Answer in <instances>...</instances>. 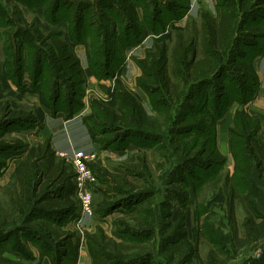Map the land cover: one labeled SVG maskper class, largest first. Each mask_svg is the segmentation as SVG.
<instances>
[{"label": "trees", "instance_id": "trees-1", "mask_svg": "<svg viewBox=\"0 0 264 264\" xmlns=\"http://www.w3.org/2000/svg\"><path fill=\"white\" fill-rule=\"evenodd\" d=\"M17 1L30 8L39 1L36 7L46 12V8H41V6L48 0ZM161 1H163L161 10L158 9L156 4L144 5L141 6V9L146 10L147 14H154V16L157 14L156 12L159 14L164 13L165 9L167 12L174 14L171 20L181 18L185 12H188V4L179 3L177 0ZM59 2L60 0H53L50 10L52 23L57 22L58 10L62 11ZM214 7V15L206 10L200 11L198 29L185 35L179 32L171 48L166 41L153 43L151 50L145 54L143 59L138 61L142 74L137 82L138 86L149 94L152 107L156 109H158L157 106L162 107L157 110L158 112H162L163 108H167V102L164 99V97H167L170 106H178L180 109L184 108L190 111L186 112L185 116H190L194 111L195 114L202 113L201 116L194 118L187 128L176 129L181 136L186 135L187 132L195 131L193 136L181 141L182 145L185 143L181 148L182 150L180 149L182 153L189 150L193 142L199 145L197 151L193 148L195 151L187 156L180 155L181 162L184 165L189 164L188 162L195 163V159L200 158H192L193 156L190 157V155L197 154L203 156V158L198 160L195 166L204 168L205 176L212 169L210 171L212 174H209L205 179L197 178L191 173L188 174L191 179V182H188L191 191L202 188L208 180L215 179L213 181L214 187L222 182L218 190L224 195L227 221L232 226H230V234L224 237L231 245L232 250L235 251L253 241L264 238V215L261 213L255 217H245L242 223L244 231L242 236L238 235L234 226V202L237 198H241L243 203H248L249 191L255 187L254 170L258 172L259 179L264 180V128L261 126L259 119L252 117L245 109V105L254 99L259 87L254 60L264 54V0H214ZM128 9L135 22L133 3L128 6ZM4 15L5 12L0 9V39H3L4 43L3 67L6 75L14 79L16 83L13 82V84L18 89H24L25 81H29L31 87L33 84L38 85V87L42 85L44 93L42 91H39V93H42V96L44 95V102L48 103L49 106L47 107H49L51 113L62 112L66 118H71L78 110L76 106H81L80 97L83 93V91H80V85L83 83V69L79 58L73 53L68 44L59 38L52 39L50 43L43 42L41 44L40 42L38 43L39 46L35 45L36 42H23L25 37L26 39L32 37L30 31L18 28L10 32L8 27H14L13 20L9 17L5 19ZM46 17H48V13ZM81 20H83L82 16L77 15L75 26L79 32L83 28V26H80L81 22L79 21ZM164 25L166 24H162L160 29ZM149 30L153 33H159V30L155 31L152 26L149 27ZM19 32L21 35L16 36ZM79 32L73 39L74 43L70 41L71 44L81 43L82 34H79ZM36 33L38 34L37 31ZM239 37L245 39L241 40L242 38L239 39ZM15 39H17V43L14 42ZM40 39L42 38L40 37ZM23 43L25 49L29 50L28 54L30 53L32 58L31 63L36 64L34 70L30 65L31 68L27 72H24V54L26 50ZM16 49H18V53ZM105 55L103 59H89L88 62L91 72L99 78L114 77V70L117 67ZM49 60L57 63L56 68L51 67V70L49 69L46 64ZM26 64L28 67V61ZM229 70L230 72H228ZM54 71L59 73L58 79L57 75H53ZM153 71L158 78L157 82L153 80ZM44 73H47V76L42 79ZM180 78L184 82L181 89L176 84ZM60 80L68 88L66 94L63 95L56 92L58 88L56 85L61 83ZM224 81H227L228 84H225ZM38 87L36 90H39ZM59 88L61 87L59 86ZM152 93L158 95L157 98H150L153 95ZM59 97L61 99L63 97L66 103H58ZM180 97L184 100L179 99ZM115 98L118 105L114 109L98 101H93L91 104L92 116H96V119H92V123L97 126L100 132L105 131L104 128H108L110 124L119 125L123 129L135 128L152 132L158 131V126H155L153 118L145 113L139 100L132 92L118 86L115 91ZM123 103L127 105L126 108L121 106ZM233 103H237L239 107L233 113L232 124L228 127L227 136L228 151L233 160L231 180L229 176H218L222 164L225 162V157L218 153L215 147V123L216 120L224 116L227 106H231ZM170 106L167 108L168 110ZM206 106H210V109L205 110ZM5 108L7 106H3L2 111ZM2 113H8L11 119L20 123L34 124L36 121L33 113L24 109L6 110ZM168 123H170L169 119ZM90 127H87V129H90ZM145 137L141 136L142 140L137 138L139 143L135 138L129 141L141 144V146H149L145 143V139L154 141L153 137ZM95 142L99 144L101 149H108L114 144L109 138L95 140ZM122 144L125 145L124 141ZM190 144L191 147L188 149ZM11 148L17 151L15 155L19 159V163L15 168L13 182L3 192L7 200L0 206V264H22L21 259L30 260L33 258L31 249L17 248L12 242L13 236L17 233L16 230L21 231L23 227L19 225L21 222L25 224L24 228L29 235L28 237L33 234L39 241H42L40 243L46 246V251H43L31 241L37 247L41 257L46 255L51 264H64L63 259L69 257L72 264H75L78 258L79 244L81 243L75 232L58 231L47 222H36L35 226L30 225L34 220L33 217L37 218L41 215L53 220V222L61 218H65L68 222L69 219H73L78 215L79 204L74 198L75 178L73 170L63 158L56 157L49 137L33 144L23 143L21 140L16 139L12 144L0 140V149L9 151ZM200 162H204V164ZM4 163V159H0V169L4 167ZM90 167L96 177V182L92 185V188L98 181L101 184L106 183L102 179L103 176L111 178L114 182L121 180L128 185L120 174H110L105 168L97 164H90ZM130 167H134V165ZM216 176L218 177L215 178ZM107 187V189L98 188V191L106 198L109 197V193L116 190V188ZM97 208L99 209L96 210V214L103 217L112 213L115 206L102 200ZM201 210L206 211L204 207ZM203 211L200 213L205 214L206 212ZM38 213L41 215L36 216ZM14 214H17V217L9 220ZM255 218L259 221H256ZM46 221L48 220L46 219ZM62 221L59 220L60 224L63 223ZM121 221L119 223L124 228L125 224ZM119 230H122V228L120 227ZM124 232L130 235L128 229H123ZM203 233V229L200 230V233H196L195 239ZM123 236L119 234L117 237L120 240L116 242L106 235L99 226L92 233L85 232L84 237L91 264H119V262L126 261L130 254H123L121 250L124 247L123 242L127 240ZM18 237L22 239L21 236ZM25 242L30 243L27 238H25ZM188 244L192 245L191 242ZM9 246L10 248L7 249ZM4 252L15 255L17 257L16 261L20 262L14 263L11 259L3 256ZM213 262L210 261V264Z\"/></svg>", "mask_w": 264, "mask_h": 264}, {"label": "rangeland", "instance_id": "rangeland-1", "mask_svg": "<svg viewBox=\"0 0 264 264\" xmlns=\"http://www.w3.org/2000/svg\"><path fill=\"white\" fill-rule=\"evenodd\" d=\"M177 2L188 4V11L190 10V12H185L181 18L171 20L174 14L167 12L165 9L162 14L155 11L158 17L157 14L155 16L154 14L150 15L146 13V10L143 11L141 9V6L144 5L156 4L158 9L160 8L159 10H161L163 8L161 4L163 1L161 0H60L62 11L58 10L57 22L52 23L50 10L53 0H48L42 4L41 8L45 7L46 12L38 9L36 7L37 3L30 8L17 0H0V9L5 12L4 18L7 19L9 17L14 23V27H8L10 32L20 28H16V24H20L21 29L30 30L32 37H27V39L25 37L24 41L22 40L23 42H36L35 45L39 46L38 43L40 42L41 44L43 42L50 43L52 39L59 38L68 44L77 58L82 59L84 67H82L83 83L80 85V91H83V93L80 97L81 106H76L78 110L74 115L83 112L85 109H90V112L86 113V111L83 113V124L86 128L91 126L90 129H87V132L90 140L93 141L99 150L101 147L95 140L99 141L109 138L114 143L108 149H101L105 150L107 154H96L95 160L90 162V164H97L105 168L110 174H120L125 182L128 183L126 185L121 180L114 182L111 178L103 176L102 179L106 183L101 184L98 181L93 186L92 205L94 216L87 217L90 219L86 222V225L83 222L81 223L85 229L76 226L75 219L77 217L73 219L70 217L71 219L68 222H66L65 218H61L59 220H63V223L60 224L59 220H54L56 222H53V220L45 218L46 216L40 213L36 216L41 215V217H37L39 219L33 217L34 220L30 225L35 226L36 222H47V224L49 223L52 228L58 231L75 232L81 242L79 247L80 245L86 246L85 232L92 233L98 226L116 242L120 240L117 236L122 234L127 240L123 242L124 247L121 250L123 254H130V256L126 261L119 262L118 260L119 264H210V261H214L211 264H264V238L238 249L235 248L236 250L233 251L231 245L224 237L230 234L232 226L227 221L224 195L218 190L222 182L214 187L213 181L215 179L208 180L202 188H196V191H191L190 189L191 186L188 184V182H191L189 173L197 178L205 179L209 174H212L210 172L212 169L205 176L204 168L201 167V169L195 166V163L203 158V156H198L197 154L190 155V157L193 156L192 158H200L195 159V163L188 162L189 164L184 165L181 162V156H187L189 153L194 152L195 149L197 151L199 145L193 142L192 147L190 144L188 149L191 148L182 153L180 149L185 143L182 145L181 141L193 136L195 131L187 132L186 135L181 136L176 129L187 128L188 125L190 126V122H193V119L201 116L202 113L195 114L196 112L194 111L190 116H185V113L190 111L184 108L180 109L178 106H170L169 98L167 97H164V99L167 102L166 107L170 106V109L163 108L162 112H158L157 110L162 107L157 106L158 109L152 107L149 94L138 86L137 81L142 74L138 61L143 59L145 54L151 50L153 43L166 41L171 48L179 32L185 35L198 29L200 13L197 7L199 4L198 0H177ZM132 3L135 8V22L128 9V6ZM200 6L207 8L205 4L200 3ZM201 8L200 11H203V8ZM195 10L198 13H193ZM47 13L48 17H46ZM77 15L83 18V20L79 21L81 22L80 26H83L80 32L75 26ZM159 17L162 18L159 19ZM162 24L166 25L160 29ZM151 26L155 31L160 29L159 33L151 32L149 30ZM78 32L82 34L81 43L71 44V42L74 43L73 39ZM18 35L20 36L21 33L19 32L16 36ZM241 38L239 37V39ZM244 39L242 38L241 40ZM14 42L17 43V39ZM3 47L4 43L1 42L0 53H3ZM23 47L25 49V44ZM25 50L24 72H27L31 66L34 70L36 64L31 63L32 58L30 53L28 54L29 50ZM16 51L18 53V49ZM104 54H106L105 56L108 60L111 59L112 63L117 66L114 70V77L99 78L89 69V59L100 60L104 58ZM27 61L28 67L26 66ZM46 64L50 69L51 67L56 68L57 63L49 60ZM58 74L56 71L53 72V75H57V79L59 78ZM153 75V80L157 82L158 78L154 71ZM45 76H47V73L43 74L42 79ZM91 76L96 80L92 78L93 82H89L88 77ZM60 81L61 83L56 85L58 87L56 92L63 95L66 94L68 88L62 84V80ZM97 81L110 84L104 93L96 88ZM13 82H15L14 79L6 75L2 62L0 71V140L12 144L16 139L21 140L23 143L33 144L38 142L43 135L44 120L48 116L56 117L58 112L52 114L49 107H47L49 106L48 103L44 102V95L42 96V93H39V91L44 93L42 85L38 87V85L33 84V86L39 88V90H36V88L29 85V81H25L24 89L19 86L21 90ZM224 83L228 84L227 81H224ZM176 84L181 89L184 82L180 78ZM118 86L135 95L145 113L153 118L155 126H158V131L152 132L135 128L123 129L119 125L111 124L108 128H104L105 131L103 132L98 130L97 126L92 123V119H96V116H92L91 104L93 101H98L114 109L118 105L115 98V91ZM99 88L101 89V87ZM138 93L143 95V98ZM152 94L150 98H157L158 95ZM179 99L184 100L182 97ZM58 103L65 104L66 102L63 97L62 99L59 97ZM3 106H7V108L2 111ZM121 106L126 108L127 105L123 103ZM237 107L239 106H227L224 116L216 120L215 123V147L217 152L225 157V162L219 171L220 174H218L219 172L217 174L219 177L220 175L229 176L231 180L233 160L228 151L227 136L228 127L232 124L230 114L232 115V112ZM18 109L32 112L36 119L34 124L20 123L11 119L8 113H2L6 110ZM209 109L210 106H206L205 110ZM228 113L229 117H227ZM64 119L69 118L64 116ZM168 119L170 123H168ZM141 136H152L154 141H148L145 137V143L149 146H141V144L129 141L133 138L142 140ZM123 141L124 146L122 144ZM152 142L154 143L153 145ZM193 148L195 149L193 150ZM77 150L83 151V149ZM16 153L17 151L12 148L9 151L0 149V159L5 161L4 167L0 169V179L7 168L10 167L12 171V164L15 161L17 162ZM57 153L56 157L61 158ZM200 163L204 164V162ZM131 165H134V167H130ZM253 180L255 187L249 191L248 203H243L241 198H237L234 202V226L239 236H242L244 232L242 223L246 216L255 217L259 213L264 215V180L259 179L256 170L253 172ZM12 182L13 178H10L5 185L1 186L2 181H0V206L7 200L5 193H3L4 189ZM107 186L116 188L115 191L108 194V198L98 191V188L107 189ZM102 200L115 206L112 213L103 217L96 214V210L99 209L97 205ZM202 206L206 211L201 210ZM202 211L206 213H200ZM16 217L17 214H14L9 220ZM255 220L259 221L257 218ZM120 221L124 222V228L119 223ZM19 225L23 227L21 231L16 230L17 233L13 236L12 242L17 248H28L33 253L32 259H21L22 264H51L50 259L46 255L41 257L37 247L31 243L32 241L41 250L46 251V246L40 243L42 241H39L33 234L28 237L29 235L24 228L25 224L21 222ZM120 227L122 230H119ZM123 229H128L130 235L123 233ZM202 229L204 233L195 239L196 233H200ZM18 236H21L22 239ZM25 238L30 243L27 244ZM189 242L192 245H189ZM9 248L10 246L7 249ZM190 248L193 249L191 250ZM195 249L196 252L194 253ZM80 252L82 255L80 256L79 264H86L87 255L84 254L85 250L79 251L78 249V255ZM3 256L11 259L14 263L20 262L16 261L17 257L15 255L7 252H4ZM63 262L64 264H72L69 257L63 259Z\"/></svg>", "mask_w": 264, "mask_h": 264}, {"label": "crops", "instance_id": "crops-1", "mask_svg": "<svg viewBox=\"0 0 264 264\" xmlns=\"http://www.w3.org/2000/svg\"><path fill=\"white\" fill-rule=\"evenodd\" d=\"M198 2L199 4L197 5V7L199 9L198 10L199 12H200V8L202 7L203 10H207L212 15L215 14L214 0H198ZM200 3L205 4L207 8H204V6H200ZM198 11L195 10V12L193 11V13H198ZM189 12L190 10L188 11V13ZM19 25L20 24H16V28L17 27L21 28V26ZM1 42H3V39H0V43ZM3 60H4V54L0 53V71ZM79 62L81 66L84 67L82 64L83 63L82 59L79 58ZM254 67L258 75L259 87L254 99L245 105V109L252 117L258 118L260 123L264 127V54L257 57L254 60ZM92 78H93L92 76L88 77L89 82H93ZM93 79L96 80L95 78ZM109 85L110 84L107 82L102 83L97 81V84L95 86H97L96 88L98 89V91H102L104 93V91H106ZM99 87H101V89ZM138 95L141 98H143V95H141L140 93H138ZM85 106H89V105H85ZM231 106H237V103H233ZM85 112L86 113L90 112V109L89 108L85 109L83 112L77 113L72 118L69 119H64V114L62 112H58L56 117L48 116L44 120L43 129L45 132L43 131V135L40 137L41 139L39 141L44 139L46 136H49L51 141V146L54 149L55 154L57 152H72L75 149L76 150L83 149V151L87 153L95 152L98 155H100V153L107 154L105 150H101V149L99 150L98 147L93 143V141L90 140L89 134L87 132V128L84 126L82 119L84 115L83 113ZM228 115L229 113L227 114V117H229ZM232 116L233 114L232 115L230 114V117ZM18 163H19V159L17 158V162L15 161L12 164L11 167L12 171L10 170V167L5 170L3 177H1L0 179V181H2L1 186L5 185L8 179L10 178L14 179L15 168L18 165ZM89 219L90 218L84 217L81 223L83 222L86 225V222L89 221ZM82 249L85 250V253L84 252L83 253L87 255L86 264L88 263L91 264L90 255L87 251L86 246L80 245L79 251H82ZM81 255L82 254L80 252L75 264H79V259Z\"/></svg>", "mask_w": 264, "mask_h": 264}, {"label": "built area", "instance_id": "built-area-1", "mask_svg": "<svg viewBox=\"0 0 264 264\" xmlns=\"http://www.w3.org/2000/svg\"><path fill=\"white\" fill-rule=\"evenodd\" d=\"M57 155L63 158L74 172V197L79 204V212L76 216L75 224L78 228H82V219L84 217L94 216L92 185L96 182V177L91 170L90 162L95 160L96 153H85L82 150H73L70 153L58 152ZM83 229L85 228L83 227Z\"/></svg>", "mask_w": 264, "mask_h": 264}]
</instances>
